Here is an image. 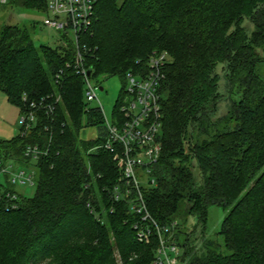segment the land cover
<instances>
[{
  "label": "trees",
  "instance_id": "obj_1",
  "mask_svg": "<svg viewBox=\"0 0 264 264\" xmlns=\"http://www.w3.org/2000/svg\"><path fill=\"white\" fill-rule=\"evenodd\" d=\"M7 4L47 13V0ZM65 38L37 48L29 28L0 30V90L9 102L22 113L62 96L53 123L42 115L32 133L0 144L1 160L25 165L27 145L49 148L35 165L34 196L18 194L15 210L0 199V264H119L116 254L123 264H152L156 242L140 243L138 219L104 191L118 172L111 154L91 151L107 132L99 108L85 102L83 78L66 67L75 51ZM80 47L95 79L125 84L127 73L147 70L154 51L171 55L148 210L160 225L179 222L182 264H264V0H99ZM219 65L228 101L221 116ZM86 127L98 128L96 140L80 139ZM212 206L226 212L217 237L207 233Z\"/></svg>",
  "mask_w": 264,
  "mask_h": 264
},
{
  "label": "built area",
  "instance_id": "obj_2",
  "mask_svg": "<svg viewBox=\"0 0 264 264\" xmlns=\"http://www.w3.org/2000/svg\"><path fill=\"white\" fill-rule=\"evenodd\" d=\"M8 1L0 0V7L6 5ZM98 2L99 0H47V13L43 22V25L55 31L58 37L71 39L75 58L72 63H67L66 67L73 69L83 78L84 97L88 103L97 99L96 92L101 87L94 82L93 72L90 76L88 74L89 68L80 47V37L92 26ZM170 63L172 57L168 52L154 51L147 60L145 72L127 73V96L121 103L119 113L114 114L113 120L110 121L106 117L103 107H97L103 117L107 134L105 140L91 150L101 149L112 155L118 180L104 191L109 192L110 200L114 204L126 203L129 206L131 214L138 219L133 228L140 243L151 245L156 242L152 264H182L185 251L175 238L179 222L175 220L166 226L157 223L148 210L145 196V190L157 183L154 171L162 153L160 138L163 129L160 90L166 78L165 70ZM24 100L27 98L24 97ZM60 103L61 94L48 95L27 103L19 121L23 135L34 131L42 115L53 123ZM48 153L49 148L30 144L26 146L23 156L27 161L37 163L43 157H47ZM2 175H8L7 181L11 185L33 186L36 183L37 172L36 169L11 172L0 159V178ZM1 185L0 181V199L7 200L8 210L19 208L18 193ZM90 186L91 184H87L86 189ZM90 206L89 203L88 207ZM113 210L111 209V212Z\"/></svg>",
  "mask_w": 264,
  "mask_h": 264
},
{
  "label": "rangeland",
  "instance_id": "obj_3",
  "mask_svg": "<svg viewBox=\"0 0 264 264\" xmlns=\"http://www.w3.org/2000/svg\"><path fill=\"white\" fill-rule=\"evenodd\" d=\"M46 18V13L22 10L11 5H3L0 7V30L4 25L18 26L20 28H29L31 31L32 39L37 48L41 46L55 47L58 43V34L46 28L43 22ZM247 29L253 31V28L248 20L243 24ZM219 75V89L222 94L223 100L219 105L218 116L223 115L227 111L228 101L226 92L225 81V67L219 65L216 69ZM104 90L101 91L98 88L96 94L97 99L88 103L90 107H103L106 117L112 121L115 114V108L117 104L123 103L126 94L127 84L119 76L101 75L94 80ZM21 116V110L17 106L11 104L7 98V95L0 90V144L7 143L16 138L21 132V125L19 123ZM99 130L97 127H86L80 133V139L91 140L98 137ZM1 153V152H0ZM3 162L10 168V171L17 170H29L36 169V162L32 161L30 164H17L14 161L2 159ZM12 165V167L10 166ZM8 175H2L0 178L1 187L7 186L9 189L16 193L25 196V198L33 197L36 192V185H11L8 183ZM226 212L217 206H212L209 209L208 221H207V233L209 236H219L218 233L221 230L222 223L225 219ZM193 219L190 221V225H193ZM119 264H123L119 254H116ZM43 264H46L44 262Z\"/></svg>",
  "mask_w": 264,
  "mask_h": 264
},
{
  "label": "water",
  "instance_id": "obj_4",
  "mask_svg": "<svg viewBox=\"0 0 264 264\" xmlns=\"http://www.w3.org/2000/svg\"><path fill=\"white\" fill-rule=\"evenodd\" d=\"M91 73H92V69H89V72H88L89 76L91 75ZM100 90H101V91H103V90H104V88H103V87H101V88H100Z\"/></svg>",
  "mask_w": 264,
  "mask_h": 264
}]
</instances>
